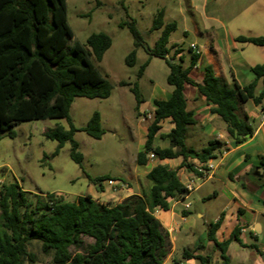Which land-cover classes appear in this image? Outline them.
Returning <instances> with one entry per match:
<instances>
[{
    "label": "trees",
    "instance_id": "1",
    "mask_svg": "<svg viewBox=\"0 0 264 264\" xmlns=\"http://www.w3.org/2000/svg\"><path fill=\"white\" fill-rule=\"evenodd\" d=\"M119 26L128 28L134 39L135 49L126 58L127 66L134 67L137 50L144 49L149 59L140 67L138 78L144 76L151 59H162L169 68L167 83L173 87L169 100L155 102V119L148 129L143 150L137 155L138 166H146L151 157L181 158V168L197 174V167L190 160L204 167L225 148V143L217 139L210 140L200 151L187 146L189 128L197 121L187 109L186 85L197 88L205 97L206 103L212 106L211 112L226 123L229 138L235 145L244 144L254 135V123L248 115L241 117L238 109L248 102L264 109V64L251 67L255 78L245 86L235 80L229 84L210 65L205 68L203 82L197 83L190 72L200 55H192L188 68L174 62L168 44L178 24L175 21L166 24L164 10L159 12L152 27V30H162L153 48L146 46L134 19ZM73 37L67 0H0V133L15 138L13 127L18 123L68 119L70 129L56 126L45 137L58 142L55 155L70 143L72 160L81 164L83 155L78 152L79 144L75 140V134L81 130L73 125L69 113L75 98L111 96L113 87L98 71L93 59L102 62L112 40L105 33H96L88 38L86 45L75 42L68 50ZM235 41L264 47V36H238ZM121 86L129 84L121 83ZM132 91L138 110L143 100L137 84ZM168 118L174 128L164 136L169 139L170 147L162 149L154 144V139L160 123ZM82 131L94 139L102 138L104 130L98 112ZM146 179L150 183L147 192L131 195L118 204L101 203L89 195L79 196L74 202H65L57 194L30 196L18 183H3L0 187V264H35L36 257L29 250L35 242L44 254L52 255L51 264H164L172 242L155 212L169 211L171 200L184 198L188 191L178 172L163 165L155 166ZM106 180L99 177L92 182L100 191ZM188 215L183 212L184 217ZM218 227L219 223L210 225L208 240L221 253L222 264H231L227 250L233 241L241 244V229L236 228L231 239L219 243L214 236ZM183 258L210 264L208 257L188 251Z\"/></svg>",
    "mask_w": 264,
    "mask_h": 264
},
{
    "label": "rangeland",
    "instance_id": "2",
    "mask_svg": "<svg viewBox=\"0 0 264 264\" xmlns=\"http://www.w3.org/2000/svg\"><path fill=\"white\" fill-rule=\"evenodd\" d=\"M203 1L67 0L68 23L74 33L73 39L69 40L68 50L73 48L75 42L86 45L88 38L96 33H105L112 40V46L102 62L93 59L98 71L111 83L112 94L107 99L78 97L71 105L70 120L81 130L75 134L78 152L83 155L81 164L72 160L70 143H66L55 155L58 142L45 137V133L56 126L70 129L68 119L18 123L13 127L15 138L0 133V187L3 183H18L30 196L57 194L65 202H74L79 196L91 194L97 197L100 191L92 180L106 177L107 180L103 182L105 187L109 186L108 180L118 179L120 182H130L132 190L138 192L139 187L133 176L136 170L142 172L145 168L136 163L143 145L136 122L137 102L132 88L137 84L140 95L148 99L153 85L168 87L169 68L164 60L157 58L147 73L138 78L139 69L149 56L144 49H138L136 65L127 66L126 58L135 49L134 39L128 28L119 25L134 19L146 46L153 48L162 30H152V27L159 12L164 10L166 24L178 23L177 30L171 35V45L176 44L188 51L190 45L195 43L204 49L209 47L212 38L219 41L220 36L229 35L236 47L234 53L240 58V66L233 67V70L244 84L250 82L247 81L249 78H255L251 67L264 64V47L233 41L238 36H264V0H209L206 10ZM121 83H128L129 86H121ZM259 111L252 102H248L240 106L238 114L244 117L246 113L256 115ZM96 112L101 116L104 130L99 140L82 131ZM250 122L254 123L252 119ZM142 184L147 192L150 183L145 178ZM107 201L113 202V199ZM187 203L191 205L190 218L188 222L178 219L177 229L180 232L172 233L177 239V251L167 264H202L199 260L188 262L184 259L185 251L191 254L199 252L198 255L209 258L210 264H217L214 263L215 249L205 250L204 247L209 243L210 224L224 203L203 200L202 193H196L176 205V211H183ZM198 213L204 217L200 218ZM157 216L166 222V214L159 212ZM29 250L36 257L35 264L52 263V255L44 254L39 243H33ZM241 250L237 243H233L231 251L233 256H237L235 260Z\"/></svg>",
    "mask_w": 264,
    "mask_h": 264
},
{
    "label": "crops",
    "instance_id": "3",
    "mask_svg": "<svg viewBox=\"0 0 264 264\" xmlns=\"http://www.w3.org/2000/svg\"><path fill=\"white\" fill-rule=\"evenodd\" d=\"M208 1H203V8L205 10L207 9ZM220 37L219 41H216L214 38L211 39V42L208 43L210 48L205 47L203 49L196 44L199 51L192 50L191 52L190 47L187 51L180 46H176V44L171 45L170 36L168 44L171 49L170 55L174 57L175 63L181 64L184 68L190 66L194 53L200 55L196 65L190 72L191 78L197 83L203 82L205 68L210 65L213 67L216 75L224 78L229 84L235 80L240 86L248 85L254 79L251 80L249 78L247 81L250 82L244 84L237 78V74L233 70V67L240 66L238 64L240 58L238 54L234 53L236 47L231 42L230 36L225 35L224 37ZM235 38H233L234 42H236ZM155 59L157 58L150 60L144 74L147 73V69ZM259 88H261V83H259ZM172 92L173 87L169 84L168 87L153 85L150 97L148 99L142 97L143 102L136 111L138 116L136 122L143 147L147 140L148 129L155 119V102L169 100ZM185 98L187 109L194 114L197 121L195 126L189 128L186 141L187 146L200 151L213 139L222 141L226 146L217 154L215 160L209 161L214 167L209 179L197 187L189 196L178 200H171V209L169 211L156 210L155 216L168 231L172 242L171 253L164 264H167L177 251V239L172 233L180 232V229H177L179 227L178 219L188 222L189 215L191 214V205L189 203L185 204V206L189 205V208H185L181 212L176 211V205L183 203L196 193H202L203 200L224 203L214 222L211 223H219V227L214 235L219 243L231 239L233 231L236 228L241 229L239 235L241 244L233 241L227 250L230 263L233 264L236 261V264H264V109L258 107L260 111L256 115L246 113L249 119L254 121L255 133L244 144L235 145L229 138L226 123L218 115L211 112L212 106L206 103L205 97L199 94L197 88L186 85ZM173 128L174 125L170 118L163 120L160 123V130L154 139V144L162 149L169 148L170 141L167 137L164 138V136L169 135ZM190 162L197 168L201 167L196 160H190ZM181 163V158L159 160L156 157H151L148 164L142 167L145 169L142 172L136 170L133 176L139 187L138 192L132 190L130 182L123 181L121 182L123 186H103L97 197H93L91 194L90 196L101 203H108L107 200L113 199V202L118 204L131 195H141L143 192H146V188L142 184L143 179L157 165H163L169 170L177 171L180 181L185 185L196 173L181 168ZM149 165L151 166L150 168H148ZM208 184H210L209 187H207ZM123 194L125 195L122 196ZM184 211L188 212L189 215L184 217ZM159 212L166 214V222H163L157 216ZM198 216L200 218L204 217L200 213H198ZM233 243H237L242 249L238 252L240 256L236 260L235 257L237 256H233L231 251ZM204 249L213 250V242L209 241ZM198 253L196 252L195 255H198ZM214 263L222 264L221 253L217 250L214 252Z\"/></svg>",
    "mask_w": 264,
    "mask_h": 264
},
{
    "label": "built area",
    "instance_id": "4",
    "mask_svg": "<svg viewBox=\"0 0 264 264\" xmlns=\"http://www.w3.org/2000/svg\"><path fill=\"white\" fill-rule=\"evenodd\" d=\"M190 48L193 51L196 52L199 51L196 44H191ZM263 119H264V112H263ZM213 168L214 167L211 164V162H208V164L204 167L201 166L196 168L197 174H194L193 178L185 184V187L188 191V194L186 196H189L192 192H194L197 189V187L202 185L207 179L210 178L211 171L213 170ZM107 183L109 186H117V185L123 186V184L120 181H116V180H108ZM185 208L188 209L189 205H186Z\"/></svg>",
    "mask_w": 264,
    "mask_h": 264
}]
</instances>
